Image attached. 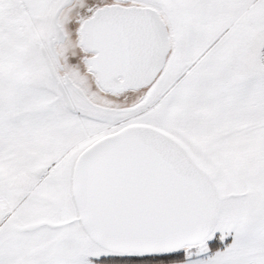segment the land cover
<instances>
[{
  "label": "snow or ice",
  "instance_id": "snow-or-ice-1",
  "mask_svg": "<svg viewBox=\"0 0 264 264\" xmlns=\"http://www.w3.org/2000/svg\"><path fill=\"white\" fill-rule=\"evenodd\" d=\"M0 264H264V0H0Z\"/></svg>",
  "mask_w": 264,
  "mask_h": 264
}]
</instances>
